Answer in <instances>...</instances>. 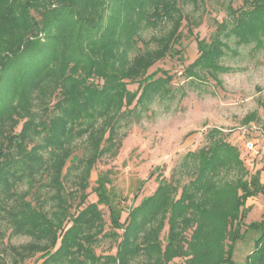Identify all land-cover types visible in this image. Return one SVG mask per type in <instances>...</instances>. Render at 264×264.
I'll list each match as a JSON object with an SVG mask.
<instances>
[{"label": "trees", "instance_id": "1", "mask_svg": "<svg viewBox=\"0 0 264 264\" xmlns=\"http://www.w3.org/2000/svg\"><path fill=\"white\" fill-rule=\"evenodd\" d=\"M234 1L226 0L227 19L210 42L196 37L198 56L185 68L187 77L216 80L231 39L262 44L264 0H242L239 7ZM178 4L0 0V243L2 224L10 236L30 239L13 248L11 264L36 254L40 264H237L235 245L248 231L256 237L244 264H264V216L243 223L246 201L264 196V182L259 171L248 172L238 145L219 129H210L205 145L187 152L124 221L106 196L105 176L92 190L97 201L84 205L95 163L119 151L120 129L168 91L170 76L146 72L181 39L186 16ZM161 23H170L168 33L151 37L155 48L140 52L141 32ZM134 83L131 92L127 86ZM78 145L81 156L74 155ZM73 170L75 188L68 193L64 180ZM21 185L26 189L19 192ZM98 205L109 211L108 231ZM104 238L115 242V254H96ZM0 264L7 262L1 257Z\"/></svg>", "mask_w": 264, "mask_h": 264}, {"label": "rangeland", "instance_id": "2", "mask_svg": "<svg viewBox=\"0 0 264 264\" xmlns=\"http://www.w3.org/2000/svg\"><path fill=\"white\" fill-rule=\"evenodd\" d=\"M241 1L235 0L233 7H239ZM178 2L181 13L186 16L179 30L181 39L174 44L172 54L157 61L146 72V76L155 73L154 79L170 76L168 91L148 101L138 119L123 125L119 131L122 139L117 155L103 156L95 163L90 174L84 205L97 201L92 190L96 187L97 178L105 176L106 196L115 212L121 215V222L132 207L155 192L158 180H169L172 168L187 152L205 145V135L210 129H219L226 140L238 145L248 172L254 174L259 171L260 181L264 182V145H258L257 157L244 154L243 141L237 131L244 117L252 113L256 116L252 121H261L264 117V38L260 46L255 43L238 45L231 39L229 49L225 50L219 61L216 80L202 73L198 78L187 77L185 68L198 56L196 37L210 42L217 23L227 19V4L226 0H204L197 5L186 0ZM31 14L36 15L33 11ZM170 26V23H161L154 29L142 31L137 44L139 51L155 48L149 39L164 37ZM137 88L136 83L127 86L131 92L137 91ZM136 100L137 97L131 107ZM82 153V147L76 146L74 155L81 156ZM69 166L70 162H67L63 173ZM70 172L71 176H66L64 180L68 193L75 188L73 180L76 173L74 170ZM25 189L26 186L21 185L18 191ZM31 202L35 203L32 197ZM77 203L78 199L73 200L71 212H74ZM50 206L47 204L46 208ZM98 207L108 231L111 229L109 211L104 205ZM245 207H249V212L243 223L259 221L264 216V196L249 198ZM2 229L5 235L0 243V258L11 264L16 257L13 248H20L30 239L10 236L6 224H2ZM255 237L256 233L248 231L236 243L233 259L237 264H244ZM99 245L96 254H115V242L104 238ZM40 255L36 254L22 264H40Z\"/></svg>", "mask_w": 264, "mask_h": 264}, {"label": "built area", "instance_id": "3", "mask_svg": "<svg viewBox=\"0 0 264 264\" xmlns=\"http://www.w3.org/2000/svg\"><path fill=\"white\" fill-rule=\"evenodd\" d=\"M238 134L243 141L244 154L257 157L259 154L258 145H264V117L261 121H252L242 124L237 128Z\"/></svg>", "mask_w": 264, "mask_h": 264}, {"label": "crops", "instance_id": "4", "mask_svg": "<svg viewBox=\"0 0 264 264\" xmlns=\"http://www.w3.org/2000/svg\"><path fill=\"white\" fill-rule=\"evenodd\" d=\"M258 147V146H257Z\"/></svg>", "mask_w": 264, "mask_h": 264}]
</instances>
